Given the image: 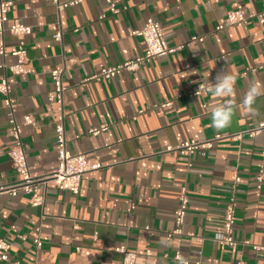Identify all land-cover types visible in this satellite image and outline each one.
I'll return each instance as SVG.
<instances>
[{"label":"crops","instance_id":"obj_1","mask_svg":"<svg viewBox=\"0 0 264 264\" xmlns=\"http://www.w3.org/2000/svg\"><path fill=\"white\" fill-rule=\"evenodd\" d=\"M10 1L9 19L31 27L25 38L28 72L7 74L17 118L29 116L33 122L21 133L31 174L42 176L56 167L54 126L59 111L50 100V73L55 69L63 70L67 148L90 161L97 159L102 167L83 175L77 195L53 183L40 187L45 196L41 206H32L31 196L21 191L0 194V239L10 244L9 260L0 264H122V255L115 251L119 246L136 254L134 264H181L174 259L176 253L194 264L199 250L217 264H264V131L246 133L264 122V95L256 101L259 115L249 116L242 106L250 83L264 85V22L227 24V15L237 5L248 15L264 9V0H111L122 8L116 15L105 0L83 1L60 12L52 0ZM148 17L160 24L170 46L185 44L192 36L202 41L154 57L114 79L83 83L102 68L144 53V41L135 32ZM57 31L62 33L60 41L53 38ZM3 41L7 56H0V79L1 65L14 62L10 53L17 39L5 31ZM221 72L236 77L232 99L238 111L231 126L217 132L211 126V109L225 98L188 92L207 79L214 83ZM101 126L106 130L89 133ZM225 133L242 135L215 140L189 158L163 152L185 140L208 141ZM12 146L0 95L4 185L19 180L8 156ZM183 185L189 204L183 234L175 235L174 211ZM232 196L236 245L230 247L218 239Z\"/></svg>","mask_w":264,"mask_h":264},{"label":"built area","instance_id":"obj_2","mask_svg":"<svg viewBox=\"0 0 264 264\" xmlns=\"http://www.w3.org/2000/svg\"><path fill=\"white\" fill-rule=\"evenodd\" d=\"M87 0H68L61 2L59 0H52L56 10L60 12L66 7L77 5ZM109 5L111 14H119L121 12L120 7H117L111 0H105ZM12 2L10 0H0V56H7L5 45L3 41V34L5 31L15 36L17 39L15 49L10 53L13 57L14 62L11 65L2 64L4 69V75L0 79V95L2 96V102L5 108V115L7 122L10 127V133L13 139V146L8 151V156L11 162L12 168L15 170L19 177V180L14 184L4 185L0 183V194H8L15 196L17 192L21 191L25 194L30 195L32 206H41L44 203L45 196L39 192L40 187H46L48 183H53L59 190L68 191L71 194L77 195L80 190V182L84 174L98 170L102 167V164L94 159L88 160L86 155L82 152L71 153L67 148V141L65 138V131L63 126V113H62V92L64 85L62 83V69L52 70L51 80L54 86V94L50 97V100L55 101L57 109L59 111L58 122L54 126L55 133V146L54 152L56 157L55 169L42 176H33L30 172L25 151L23 148L21 133L22 128L27 125H32L33 122L29 116H23L18 119L16 116V99L12 95V89L8 82V76L10 75H24L28 72L25 64L27 62V51L25 38L31 34V27L21 23L17 19L10 20L9 12L11 11ZM102 17V16H101ZM257 19L259 22H264V9L257 13L245 15L241 5H237L236 8L227 15V24L233 25L238 23H246L249 20ZM223 26H218L217 29H222ZM135 34L142 37L145 45V50L142 55L107 68H102L89 78L83 80V83L88 80H102V79H114L123 71H136L142 65L147 64L154 57H165L170 54H174L185 47L190 46L193 41H202V38L192 36L185 44L178 46H170L165 40L163 30L158 22L148 17L141 30L135 32ZM53 38L55 41H60L62 33L57 31ZM197 85L194 89L188 93L190 96H197L199 89ZM106 130V126L98 128H91L89 133L92 135H98L101 131ZM264 131V122L258 124L255 128L249 129L246 133L249 136H254L257 133ZM242 134H217L212 140L208 141H195L185 140L176 146H168L163 152L174 151L180 155L191 157L194 152L201 148L212 146V142L223 137L231 139H240ZM264 148V146H263ZM264 153V152H263ZM258 182L257 190L259 192L262 181V174L259 173L256 177ZM239 177L235 176L234 182H238ZM178 207L174 211V221L176 223V229L172 232L175 235L183 234L182 226L185 222L186 213L188 210L189 198L187 189L183 185L180 187L178 192ZM235 206L236 202L232 196L224 208L223 214V235L218 239V243L222 246L227 245L233 247L236 245V241L233 238L234 225H235ZM197 241H201L197 238ZM33 243L37 249L42 246L41 241L38 237L33 238ZM247 244V242H245ZM256 248V247H255ZM257 249V248H256ZM10 244L0 239V261L9 260ZM116 252L122 255V264H134L136 260V254L134 252L127 251L124 246H119L115 249ZM149 252H146L148 254ZM174 259L179 261L181 264H189L187 259H183L179 253L174 255ZM18 264V263H13ZM194 264H217V260L211 257H202V251L197 252V259ZM235 264H242L236 262Z\"/></svg>","mask_w":264,"mask_h":264},{"label":"clouds","instance_id":"obj_3","mask_svg":"<svg viewBox=\"0 0 264 264\" xmlns=\"http://www.w3.org/2000/svg\"><path fill=\"white\" fill-rule=\"evenodd\" d=\"M208 78L210 73L207 74ZM235 82L236 77L230 72L218 73L215 77V82H210L209 79L204 84L200 83L197 91V96L202 91L211 93L215 98H225L222 103L216 104L211 109V126L214 127L217 132L223 131L224 129L231 126L232 120L238 106L232 97L235 93ZM264 95V85L259 82L250 83L247 90L244 92L242 106L247 110L249 116H257L259 112L255 107L257 99Z\"/></svg>","mask_w":264,"mask_h":264}]
</instances>
